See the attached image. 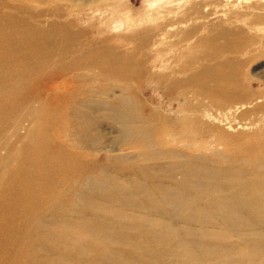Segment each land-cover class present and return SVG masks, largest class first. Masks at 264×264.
<instances>
[{"label": "rangeland", "instance_id": "rangeland-1", "mask_svg": "<svg viewBox=\"0 0 264 264\" xmlns=\"http://www.w3.org/2000/svg\"><path fill=\"white\" fill-rule=\"evenodd\" d=\"M233 1L238 4V8L253 4L264 6V0ZM156 2L162 3L159 0H0V74L4 78L20 81L25 86V89L22 86L21 93H14L10 98L4 97L0 92V115L4 118L0 121V128L6 129L12 125L7 115L13 111L11 104L19 103L23 106L36 107L40 112L39 116L42 117V122L38 130L35 131L34 138L44 134L45 139L44 142H33L41 147L39 153L33 154L30 151L32 149L28 147L23 159L26 162L48 165L51 167V172L48 173L52 175L51 186L46 187L39 176L48 173L41 170L35 176H31L33 179L10 172L8 181L15 180V184L20 188L19 191L23 193L17 200L18 206L21 208L30 207L31 202L26 200V196L31 193V183L36 179L40 180L43 186L34 190L35 194L38 193L41 196L45 191H50L54 193L52 198H57L56 201H52L53 204L51 202L47 204L36 202L39 205L33 206L43 207L44 210L48 209L47 211L59 215L56 219L59 222L53 227L55 232L64 231L60 222L62 217L59 213L66 215L65 219L71 223L85 219L87 224L98 222L105 223L109 227V231L101 233L102 227L101 232H97L98 236H95L101 239L102 235H105L108 242L100 243L101 241L97 242V239L91 240V237L94 238V236H90L89 239L93 242L85 239L84 244L74 245L69 256L68 252L60 249V246L48 239L50 235L47 233L37 239L30 237L32 232L36 234L37 231H43L40 226L36 227V223L28 226L23 224L20 218H12L14 223L18 224L19 222V226L11 239L9 257L1 258L0 264H76L75 256L82 255V258L87 260V255L93 256V252L99 255L97 249L100 246L101 251H105L110 256H107L108 259L102 257L95 261L93 259L91 264H121L117 259L118 247L126 249L129 246L125 242L116 247L115 243L118 238L125 239L128 236L118 237L117 234H112L113 230L119 226L121 232L133 234L138 240H131L129 243L132 244L149 240L151 233L149 234L140 223L138 225L135 221L133 222L131 216L142 211H144L143 213L153 211L154 214L151 217L160 219V213L155 212L159 208L150 209L136 206L135 199L143 197L144 194L130 192L124 185L126 178L130 176L122 174L121 168L130 161H135L138 165L143 162L140 159H132L134 150L117 138L118 124L101 120L93 124V128L90 130V139L85 136L87 138L85 141V138L81 136L84 142H78L79 134L84 127L82 122L77 119L78 113H87L93 119L96 116L108 115L114 108V104L111 102L112 98L124 91L127 98L136 102L140 112L152 116L151 110L152 107H155L171 123V138L167 139L168 142H163V146L179 151L181 157H173L168 160L159 159L155 161L158 164L163 163V165L169 166L170 161L175 160L178 161L177 163H181L188 155L200 156L201 159H208V163L221 165L232 163L233 159L231 158H244L251 155L264 158V100L259 102L262 105L258 107L248 106L247 109H240L237 114H228L226 109L207 106L208 99L206 98L201 96L195 98L189 94L184 101L176 91L166 92L165 87L153 89L150 84L148 86L145 84L147 83L145 78L130 73L118 75V71L111 64L98 61V57L105 50L113 51L112 57L117 54L122 55L123 52L128 54L131 48L130 44L123 46V43L126 42L133 29L139 30L133 36V41L138 42L140 48L137 47V50L133 51L136 55H133L129 61L135 62L141 59L143 52L148 50V44L152 42L143 33H145L144 28L156 24L150 16L153 9L151 4ZM224 5L221 4V7L211 4L209 8L223 10L226 7ZM247 11L251 14L249 15L250 20L264 13V9H247ZM211 19H215L214 15L211 16ZM130 20H134L135 23L129 24ZM121 21L124 23L121 24ZM255 22L258 20L256 19ZM261 25L264 26V23ZM27 29L34 30V32H45L48 36V46L52 45L49 55L48 46L43 45L37 48L34 44L27 45L26 42L20 40L23 32ZM253 32L254 30H250L249 34L254 37L264 34V30L260 34ZM4 35H6L5 38ZM11 39L17 41H14L15 44L7 46L6 42ZM256 45L260 46V41L258 44H252L251 48ZM3 66L4 68H2ZM154 70V68L149 69L148 75H153ZM105 73L106 76H104ZM186 75L185 73L177 77L184 78ZM240 80L241 83L243 81L242 87L248 91L249 97L252 95L264 96V56L256 58L249 66L248 76H241ZM89 99L92 101L88 103ZM180 101L187 103L183 111L180 109ZM194 105L196 108L193 107ZM206 106L208 108H205ZM197 115L200 117L198 120L195 119ZM182 117L183 119H179ZM191 118L195 119L196 123H192ZM29 120L23 122L18 135L26 134L27 128L31 124ZM181 121H185V125ZM186 130L190 135L194 131L197 136H192L191 139L185 137L176 139V141L172 140L173 137L180 136ZM96 133L99 135H95ZM15 145L17 144L15 143ZM11 152L12 150L7 148L0 149L1 155ZM236 165L245 167L243 161L237 162ZM149 171L154 179L160 175L155 170L157 175L153 174L151 170ZM175 174L177 176L174 179L166 176L167 186H171L172 181L181 177V170L177 169ZM51 175L48 177L50 178ZM106 177L110 181L103 183V179ZM176 190L178 189H173V192L166 194L167 197L185 194ZM161 196L162 194H152L150 198L159 199ZM0 197L2 198L1 192ZM102 202L114 205L116 212L120 210L123 213L121 224L119 220L115 219L113 213L105 208H98L97 205ZM165 205L162 213H164L165 219L171 220L169 224L172 225H157L154 229L162 234L165 240L168 239L167 235L170 232L180 230L186 234L190 228H206L210 231L225 232V227L219 217L214 226H202L199 222L188 225L182 212L186 216L195 215L193 210L187 208L180 212L178 207L172 201L170 202V199ZM61 209H63L62 212ZM213 216L214 219L217 217ZM203 218L205 217L202 216L199 221L202 222ZM47 220L49 221L46 223L50 220L55 221L50 217ZM44 226L46 230H52L50 225L44 224ZM233 228L235 229L232 230V235L227 239V242L237 243L239 239L236 236L241 232L249 235L256 230L263 231L264 225L242 224L233 226ZM25 230L28 236L22 243H19L21 238L18 232ZM69 234L74 240H78L82 236L76 228L69 231ZM192 239L198 243L202 240L210 241L207 235L205 238ZM162 246L164 245L158 246L161 253H156V255L163 264H183V259L188 261L187 259L191 257L185 253L181 245L171 244L163 248ZM17 248L21 250H17ZM199 255L193 256L200 258ZM260 255L263 253L260 252ZM211 256H215L211 258V261L216 263L219 255L211 254ZM231 256H234L235 264H244L239 255L233 253L230 256L226 255V257ZM263 259L260 257L256 264H264ZM156 260L153 262H157Z\"/></svg>", "mask_w": 264, "mask_h": 264}, {"label": "bare ground", "instance_id": "bare-ground-1", "mask_svg": "<svg viewBox=\"0 0 264 264\" xmlns=\"http://www.w3.org/2000/svg\"><path fill=\"white\" fill-rule=\"evenodd\" d=\"M159 1L162 3L156 2L158 4H151L153 9L150 16L156 24L144 28V36L146 38L149 37L152 42L148 44V50L143 52L140 60L135 62L129 61L133 55H136L133 51H136L137 47H139V43L133 41V36L139 30L133 29L126 42L123 43V46L130 44L131 48L128 54L123 52L122 55L117 54V56L112 57L113 51L105 50L98 57V61L111 64L118 71V75L130 73L145 78L147 81L145 84L147 86L150 84L153 89L165 87L166 92L172 93L176 91L184 101L189 94L195 98L198 96L206 98L208 99L207 106H217V108L226 109L228 114H237L240 109H247L248 106L258 107L262 105L259 102L264 100V96L252 95L249 97L248 91H245L242 87L243 81L241 83L240 77H247L250 64L256 58L264 56V34L260 37L257 35L264 30V26L261 25L264 23V13L250 20L249 15L251 14L247 11V9H264V6L262 4H253L250 6L243 5L238 8V4L233 0ZM224 1L227 2L225 3ZM211 4L220 6L221 4H225L224 6L226 7L223 10H218V8L210 9L209 5ZM212 15H214L215 19H211ZM256 19L258 22H255ZM133 21L130 20L129 24L135 23ZM123 23L124 21H121V24ZM29 30L30 32H28ZM250 30H254L253 33L256 32L257 36L250 35ZM141 38L143 39V36ZM20 40L26 42L27 45L34 44L37 48L43 45L48 46V36L45 32H34V30L27 29L23 32ZM14 41L17 40H8L6 42L7 46L15 44ZM259 41L261 43L260 46L256 45L251 48L252 44H258ZM48 49L49 55L52 50L51 44H49ZM152 68L155 69L154 74L149 76L147 72ZM185 73L187 75L184 78L177 77ZM104 76H106V73ZM22 86L25 89L22 82L4 78L0 74V92L4 97L10 98L14 93H21ZM87 101L89 103L92 99ZM111 102H113L114 108L108 115L102 117L96 116L93 119L87 113H78L77 119L84 125L81 134H79L80 137L78 136V142H84L81 136L84 138L86 136L90 139V130L93 128V124L101 120H108L118 124L119 133L117 138L134 150L132 159H140L143 162L141 165H138L135 161H130L121 168L122 174L130 176L126 178L124 185L130 192L144 194L143 197L135 199L136 206L141 208L148 207L150 209L159 208L155 212L158 211L160 213V219L151 217L154 214L153 211H146L145 213H143L144 211H140L141 213L131 216L133 222L135 221L138 225L140 223L149 234L151 233L150 238L148 237L149 240H143V243H129L131 240L138 239L131 233L125 234L121 232L119 226L113 230V235L117 234L118 237L128 236L125 239L118 238L116 240V247L125 242L129 246L126 249L118 247V251L116 252L118 254V263L163 264L158 260L159 257L156 255V253H161V249L158 246L164 245L168 247L171 244L181 245L185 253L191 256L187 259L188 261L183 259V264H235L234 256L226 257V255L230 256L231 253L239 255L240 260L244 264H256L260 257L264 258V251H262L264 250V230H256L249 235L241 232L238 236L235 235L239 239L237 243L227 242V239L232 235V230L235 229L233 226L242 224L264 225V158L257 157L256 155L244 158H231L233 159L232 163L221 165L208 163V159H201L200 156L188 155L185 156V161L181 163H177L178 161L176 160V162L170 161L169 166L171 168L163 165V163L158 164L155 161L159 159L168 160L173 157H181L179 151L163 146V142H168L169 140L167 139L171 138V123L155 107H152V116H147L143 112H140L135 104L136 102L134 103L133 100L127 98L125 91L113 97ZM179 105L181 111H183L187 103H181L180 101ZM11 106L13 111L7 115L12 125L6 129L0 128V149L7 148L12 150L9 154H0V192L2 195V198L0 197V259L9 257L11 239L19 226V222L18 224L14 223L12 218L17 219V217L22 220L23 224L29 226L36 223V227L40 226L43 228V231H37L36 234L35 232L34 234L30 232V237L37 239V237L44 236L47 233L50 235L48 239H51L54 244L60 246V249L68 252L69 256L74 245L79 243L84 244L85 239L90 240V236H94V238L91 237V240L97 239V242L101 241L100 243L108 242L105 235H102L101 239L95 237L101 232L102 227L101 233L106 230L109 231V227L105 223L93 222L87 224L88 222L85 219L71 223L65 219L66 215L59 213L61 214L60 217H62V221L60 222L64 231L55 232L53 227L59 222L56 221L59 215L47 211L48 209L44 210L40 206L38 208L33 207L34 205H39L38 203L47 204L51 202L53 204L54 202L52 201H56L57 199L56 197L52 198L54 196L53 192L45 191L40 196L38 193L35 194L34 191L43 185L46 187L51 186L52 182L50 180L52 179V175L48 173L51 172V167H48L46 164L43 166L36 162H26L23 159V155L28 147L32 149L30 151L33 154L41 151V147L33 142H44V134H38V138H34L35 131L41 125L42 117L39 116L40 112L36 107L33 108L31 105L23 106L15 103V105L11 104ZM207 106L205 108H208ZM193 107L196 108V105ZM2 119L4 118L0 115V121ZM179 119H183V117ZM195 119L198 120L200 117L197 115ZM195 119L191 118L190 121L196 123ZM27 120L31 124L27 128L26 134L18 135L23 122ZM181 122L185 125V121ZM185 134L187 136H184ZM95 135L99 134L96 133ZM192 136L196 137L197 134L193 131V134L190 135L186 130L180 136L173 137L172 140L176 141V139H183L185 137L191 139ZM87 138H85V141ZM225 157L228 156L225 155ZM239 161H243L245 167L236 165ZM177 169L181 170V177L172 181L171 186H167L165 183L166 176L167 178L174 179L177 176L175 174ZM40 170L48 173L39 176L43 185H41L40 180L36 179L31 183L32 191L26 196V200L31 202L29 204L30 207L21 208L18 206L17 200L23 193L19 191L20 188L15 184V180L8 181L9 174L10 172H14L20 176L24 175L26 178H31V176H35ZM149 170L153 174L157 175L158 173L161 176L158 175V178L154 179ZM49 175H51L50 178L48 177ZM109 181L107 177L103 179V183ZM173 189H178L176 190L177 192L182 191L181 193L184 192L185 194L167 197L166 194L173 192ZM152 194H162V196L159 199H152L150 198ZM168 198L170 202L172 201L178 207L180 212L182 209L187 208L195 212V215L187 216L182 212L188 225H191L193 222H199L202 226H214L215 221L219 217L225 227V232L210 231L206 228H190L186 234L180 230H176L173 233L170 232L167 235L169 236L168 239L165 240L162 234H159L154 229L157 225H172L169 224L171 220L165 219L164 213H162V209L166 207L165 204L169 201ZM97 206L113 213L115 219L119 220L120 224L122 223L121 217L124 215L120 210L116 212L114 205L102 202ZM62 211L63 209H61ZM213 215L217 216L215 217L216 220L213 218ZM202 216L205 218L201 222L199 220ZM48 217L55 221L50 220V222L46 223L49 221L47 220ZM44 224L50 225L52 230H46ZM75 228L82 234L78 240L72 239L69 234V231ZM49 232L54 234L51 235ZM97 232L99 233L97 234ZM18 233H20L21 238L19 243H22L26 236H28L27 232L25 230ZM183 235L185 236L183 237ZM206 235L210 238L209 242L202 240L198 243L192 239L205 238ZM112 239L114 240V238ZM257 239L260 241L258 242ZM17 250L21 249L17 248ZM97 251L99 255L93 252V256L87 255V260L82 258V255L75 256L76 264H91L93 262L91 260L93 259L94 261L101 257L108 259L107 256H110L105 251H101V246ZM260 252L263 255L259 256ZM197 254H200L199 256L201 257H194ZM211 254L219 255L216 263L211 261V258L215 257L211 256ZM155 260L159 263L153 262Z\"/></svg>", "mask_w": 264, "mask_h": 264}]
</instances>
